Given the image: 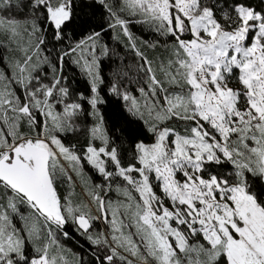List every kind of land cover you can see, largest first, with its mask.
<instances>
[{
	"label": "snow or ice",
	"instance_id": "snow-or-ice-1",
	"mask_svg": "<svg viewBox=\"0 0 264 264\" xmlns=\"http://www.w3.org/2000/svg\"><path fill=\"white\" fill-rule=\"evenodd\" d=\"M0 264H264V0H0Z\"/></svg>",
	"mask_w": 264,
	"mask_h": 264
},
{
	"label": "trees",
	"instance_id": "trees-1",
	"mask_svg": "<svg viewBox=\"0 0 264 264\" xmlns=\"http://www.w3.org/2000/svg\"><path fill=\"white\" fill-rule=\"evenodd\" d=\"M81 243H83L82 240H81ZM69 246L74 247V248H76L77 251H79V249L76 247L74 241L73 242H69Z\"/></svg>",
	"mask_w": 264,
	"mask_h": 264
}]
</instances>
